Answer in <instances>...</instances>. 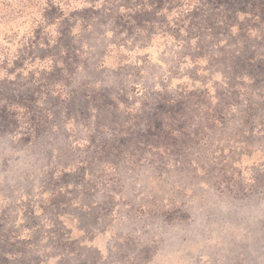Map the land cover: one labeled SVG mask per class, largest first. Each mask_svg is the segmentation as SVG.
<instances>
[{"label": "rangeland", "instance_id": "1", "mask_svg": "<svg viewBox=\"0 0 264 264\" xmlns=\"http://www.w3.org/2000/svg\"><path fill=\"white\" fill-rule=\"evenodd\" d=\"M0 264H264V0H0Z\"/></svg>", "mask_w": 264, "mask_h": 264}]
</instances>
